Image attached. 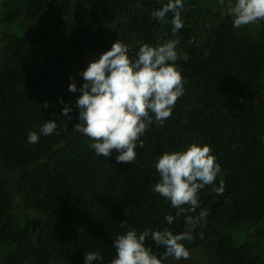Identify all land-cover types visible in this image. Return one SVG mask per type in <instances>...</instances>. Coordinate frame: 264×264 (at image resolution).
I'll return each mask as SVG.
<instances>
[{
	"label": "trees",
	"instance_id": "obj_1",
	"mask_svg": "<svg viewBox=\"0 0 264 264\" xmlns=\"http://www.w3.org/2000/svg\"><path fill=\"white\" fill-rule=\"evenodd\" d=\"M224 1L234 2L183 0L175 37L172 13L162 22L151 15L165 0L0 4V264H84L89 252L102 257L93 264H110L113 241L128 230L186 231L183 214L166 222L177 209L153 189L159 156L192 143L210 146L221 168L214 186L222 177L224 191L200 190V207L188 214L208 215L185 247L200 249L206 264H264V21L233 28L227 12L209 15ZM194 21L200 32L189 27ZM169 39L178 40L175 64L185 81L171 117L162 126L153 117L135 163H117L115 150L96 155L73 130L80 92L69 84L79 89L87 61L116 40L135 59L141 45ZM49 121L55 132L41 134ZM30 131L37 143H28ZM145 244L157 258L165 251L151 236Z\"/></svg>",
	"mask_w": 264,
	"mask_h": 264
},
{
	"label": "clouds",
	"instance_id": "obj_2",
	"mask_svg": "<svg viewBox=\"0 0 264 264\" xmlns=\"http://www.w3.org/2000/svg\"><path fill=\"white\" fill-rule=\"evenodd\" d=\"M183 7V0H167L151 15L162 22L172 13L171 35L175 37L184 26ZM228 13L233 28L264 21V0H234L228 6ZM177 44V39H169L158 46L143 44L132 59L128 46L116 40L98 59L87 61L85 70L79 74L84 81L79 89L75 83L69 84V92H80L76 100L79 122L73 130L92 141L88 147L96 155L108 158L115 150L117 163H135L136 149L144 146L142 137L153 124V117L161 126L171 117L178 99L184 94L185 83L175 64ZM43 107L47 108L48 104ZM70 112L67 105L62 108V116L68 120H71ZM56 128V122H44L40 133L51 135ZM38 140L36 131L28 133V143ZM155 169L159 181L154 185V192L177 209L175 217H165L166 222L172 224L183 214L187 230L174 234L168 228L147 229L139 235L135 230H128L113 241L115 256L110 264H165L169 257L175 261L189 259L190 252L183 241L194 239L193 230L208 215L204 209L198 215L188 214L196 213L200 207L198 193L205 186L213 185L214 192L223 194L222 177L219 187L214 186L221 168L208 145L192 143L186 150L164 152L155 163ZM120 225L126 227L127 222L122 221ZM149 236L157 246L165 249L159 258L145 244ZM101 259L98 252H89L84 255V264Z\"/></svg>",
	"mask_w": 264,
	"mask_h": 264
},
{
	"label": "rangeland",
	"instance_id": "obj_3",
	"mask_svg": "<svg viewBox=\"0 0 264 264\" xmlns=\"http://www.w3.org/2000/svg\"><path fill=\"white\" fill-rule=\"evenodd\" d=\"M3 1L4 0H0V4ZM165 2H167V0H165ZM224 2H225L224 4L221 3V4H218V5L214 6L213 8H211L209 10V15L215 14L217 16H221V14L224 12L228 13V6L230 3H228L227 1H224ZM77 22H78V20L72 19L69 21V24L73 25V24H76ZM189 27L193 28L197 32H200L202 29V23H195V21H194V22H192V24ZM34 120L36 123H39L42 121V118L37 117V118H34ZM166 264H206V261H205L203 252L200 249H197V250L190 252V258L187 260L175 261V260L171 259Z\"/></svg>",
	"mask_w": 264,
	"mask_h": 264
}]
</instances>
